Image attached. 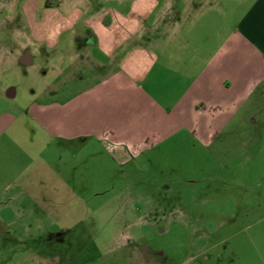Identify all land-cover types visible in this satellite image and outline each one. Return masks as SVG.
Here are the masks:
<instances>
[{
  "label": "rangeland",
  "instance_id": "1",
  "mask_svg": "<svg viewBox=\"0 0 264 264\" xmlns=\"http://www.w3.org/2000/svg\"><path fill=\"white\" fill-rule=\"evenodd\" d=\"M51 1L0 0V125L16 119L0 134V264H264V97L208 147L176 136L126 160L65 141L56 111L30 109L82 89V29L53 27ZM250 1L209 3L233 30ZM26 40L32 67L7 55Z\"/></svg>",
  "mask_w": 264,
  "mask_h": 264
},
{
  "label": "crops",
  "instance_id": "2",
  "mask_svg": "<svg viewBox=\"0 0 264 264\" xmlns=\"http://www.w3.org/2000/svg\"><path fill=\"white\" fill-rule=\"evenodd\" d=\"M59 5L50 12L53 27L82 29L76 42L82 89L64 101H35L30 109L37 118L56 111L49 123H63L57 130L65 141L106 145L112 159L126 160L176 136L208 147L225 135L252 96L262 103L264 0H251L233 30L215 20L223 10L209 0H60ZM35 38L37 45H49ZM25 47L7 55L32 67ZM81 110L82 132L69 133L66 119ZM2 117L0 134L16 123L13 115Z\"/></svg>",
  "mask_w": 264,
  "mask_h": 264
},
{
  "label": "flooded vegetation",
  "instance_id": "3",
  "mask_svg": "<svg viewBox=\"0 0 264 264\" xmlns=\"http://www.w3.org/2000/svg\"><path fill=\"white\" fill-rule=\"evenodd\" d=\"M59 4H60V0H57V1H56V0L54 1V0H53V1L50 2V5L52 6V10H53V9H56V8H55L56 6H57V8H59V6H60ZM3 6H5V5H4V4H1V5H0V7H3ZM38 10H39V9H36L35 7H33V8L31 9V12H32L33 15H34V14H35V15H38V14H39V11H38ZM33 31H34V30L32 29V32H33ZM25 42H26V43H25ZM30 42H31V41H29V40L21 41V42H20V46H21L23 43H25V44H28V43L31 44ZM36 42H37V40H36ZM26 46H27V45H26Z\"/></svg>",
  "mask_w": 264,
  "mask_h": 264
}]
</instances>
